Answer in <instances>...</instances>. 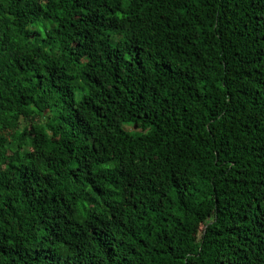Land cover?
I'll list each match as a JSON object with an SVG mask.
<instances>
[{
    "label": "trees",
    "instance_id": "1",
    "mask_svg": "<svg viewBox=\"0 0 264 264\" xmlns=\"http://www.w3.org/2000/svg\"><path fill=\"white\" fill-rule=\"evenodd\" d=\"M0 264H264V0H0Z\"/></svg>",
    "mask_w": 264,
    "mask_h": 264
}]
</instances>
